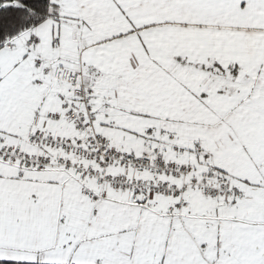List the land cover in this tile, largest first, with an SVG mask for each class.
Masks as SVG:
<instances>
[{
  "label": "snow or ice",
  "instance_id": "snow-or-ice-1",
  "mask_svg": "<svg viewBox=\"0 0 264 264\" xmlns=\"http://www.w3.org/2000/svg\"><path fill=\"white\" fill-rule=\"evenodd\" d=\"M0 264H264V0H0Z\"/></svg>",
  "mask_w": 264,
  "mask_h": 264
}]
</instances>
